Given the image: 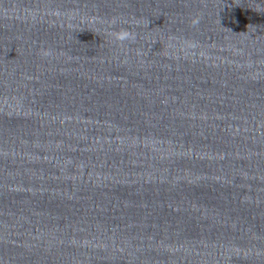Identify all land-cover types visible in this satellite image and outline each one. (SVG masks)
Wrapping results in <instances>:
<instances>
[{"label": "clouds", "instance_id": "1", "mask_svg": "<svg viewBox=\"0 0 264 264\" xmlns=\"http://www.w3.org/2000/svg\"><path fill=\"white\" fill-rule=\"evenodd\" d=\"M132 38L133 37L131 36V34L127 32L116 34V39H118L121 42L127 39H132Z\"/></svg>", "mask_w": 264, "mask_h": 264}]
</instances>
